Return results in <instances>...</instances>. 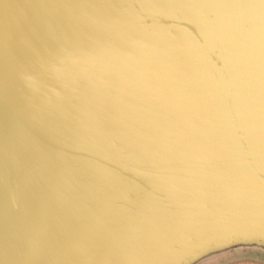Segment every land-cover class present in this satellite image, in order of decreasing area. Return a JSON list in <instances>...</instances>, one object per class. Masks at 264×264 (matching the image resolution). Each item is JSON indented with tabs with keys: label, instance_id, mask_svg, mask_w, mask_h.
<instances>
[{
	"label": "water",
	"instance_id": "water-1",
	"mask_svg": "<svg viewBox=\"0 0 264 264\" xmlns=\"http://www.w3.org/2000/svg\"><path fill=\"white\" fill-rule=\"evenodd\" d=\"M205 252L264 260V0H0V264Z\"/></svg>",
	"mask_w": 264,
	"mask_h": 264
},
{
	"label": "rangeland",
	"instance_id": "rangeland-1",
	"mask_svg": "<svg viewBox=\"0 0 264 264\" xmlns=\"http://www.w3.org/2000/svg\"><path fill=\"white\" fill-rule=\"evenodd\" d=\"M225 264H264V260L254 257H240L228 261Z\"/></svg>",
	"mask_w": 264,
	"mask_h": 264
},
{
	"label": "clouds",
	"instance_id": "clouds-1",
	"mask_svg": "<svg viewBox=\"0 0 264 264\" xmlns=\"http://www.w3.org/2000/svg\"><path fill=\"white\" fill-rule=\"evenodd\" d=\"M208 252L215 253L216 251H208ZM208 252L198 254V256L201 257L203 264H218L217 255H208Z\"/></svg>",
	"mask_w": 264,
	"mask_h": 264
}]
</instances>
